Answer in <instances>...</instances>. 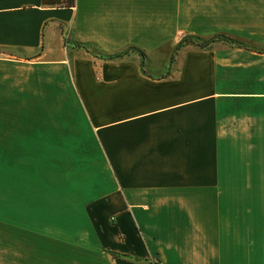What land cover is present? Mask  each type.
<instances>
[{"label":"crops","instance_id":"1","mask_svg":"<svg viewBox=\"0 0 264 264\" xmlns=\"http://www.w3.org/2000/svg\"><path fill=\"white\" fill-rule=\"evenodd\" d=\"M263 49L264 0H0L25 264H264Z\"/></svg>","mask_w":264,"mask_h":264},{"label":"rangeland","instance_id":"2","mask_svg":"<svg viewBox=\"0 0 264 264\" xmlns=\"http://www.w3.org/2000/svg\"><path fill=\"white\" fill-rule=\"evenodd\" d=\"M0 264H25V148L0 149Z\"/></svg>","mask_w":264,"mask_h":264},{"label":"trees","instance_id":"3","mask_svg":"<svg viewBox=\"0 0 264 264\" xmlns=\"http://www.w3.org/2000/svg\"><path fill=\"white\" fill-rule=\"evenodd\" d=\"M41 3L47 4V5L71 6V5H73L74 0H41ZM214 40H223V41H226L228 43H233V44L238 43L237 41H234V40L230 39L229 37H227V36H225L223 34H215V35H212V36H210L208 38H205V39H201V38H199L197 36H192V35H182L180 37V39L177 41V43L175 44L173 53H171L170 58H172L175 50L182 44L194 43V44L202 47V46L208 45L211 41H214ZM130 49L131 50H136L134 47H130ZM136 51L142 55L140 50H136ZM123 53H125V52H123ZM123 53L113 54L112 56H120ZM168 66H170V63L167 64V69L165 70L164 74H166V72L168 70ZM107 252L111 256L118 254V253H116L114 251H109V250H107Z\"/></svg>","mask_w":264,"mask_h":264}]
</instances>
